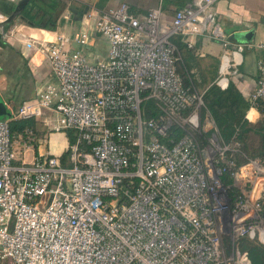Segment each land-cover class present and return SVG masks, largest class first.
Returning a JSON list of instances; mask_svg holds the SVG:
<instances>
[{"label": "built area", "instance_id": "2783aa9c", "mask_svg": "<svg viewBox=\"0 0 264 264\" xmlns=\"http://www.w3.org/2000/svg\"><path fill=\"white\" fill-rule=\"evenodd\" d=\"M215 1L191 0L170 18L161 4L144 15L125 1L91 6L83 31L44 40L52 78L0 118V264L250 263L237 239L264 245V181L252 196L264 166L249 158L238 168L233 159L221 164L227 152L245 155L202 114L201 94L183 85L171 39L184 34L189 46L198 34L218 40L213 83L227 88L240 74L245 48L264 52V41L227 38ZM97 35L107 53L90 59L84 48ZM256 69L248 97L255 108L264 101V55ZM150 101L155 115L145 114ZM46 110L55 115L50 130L75 133L69 165L58 155L26 162L34 138L10 130L12 119L39 118ZM226 170L242 194L228 195L220 179Z\"/></svg>", "mask_w": 264, "mask_h": 264}, {"label": "crops", "instance_id": "0c3cea01", "mask_svg": "<svg viewBox=\"0 0 264 264\" xmlns=\"http://www.w3.org/2000/svg\"><path fill=\"white\" fill-rule=\"evenodd\" d=\"M121 1L127 2L130 11L136 15H144L150 7L161 4L164 14L170 18L177 8L191 0H59L57 5H50L46 0H32L27 6V16L18 12L12 19L9 17L16 1L0 0V95L6 109L13 110L24 100L33 98L52 78L43 49L45 39L57 34L81 32L86 27L89 7L106 8ZM213 9L220 30L230 40L246 44L264 41V0H216ZM245 33H250L249 37H245ZM193 46L189 53L188 71L194 73L196 81L208 79L213 71L216 77L222 51L220 42L198 34L193 38ZM107 49L105 38L97 35L84 52L90 59H95L104 57ZM263 55V50L259 48L246 47L240 74L231 79L246 100L255 84L256 62ZM54 116L52 111L46 110L44 115L34 118L39 134L35 138L36 146L31 144L23 154L26 162L33 161L37 156L61 157L67 151L69 141L64 133L48 135ZM245 116L255 122L260 113L250 106ZM20 158L18 155L17 161Z\"/></svg>", "mask_w": 264, "mask_h": 264}, {"label": "trees", "instance_id": "16d2710c", "mask_svg": "<svg viewBox=\"0 0 264 264\" xmlns=\"http://www.w3.org/2000/svg\"><path fill=\"white\" fill-rule=\"evenodd\" d=\"M50 5H57L59 0H46ZM32 0H29L23 8L19 11L24 16L28 15L27 6L30 5ZM31 21V20H30ZM33 23V22H31ZM37 24V23H36ZM172 41L177 47L178 53L182 61H178L176 68L180 76L182 77V83L184 86H189L201 94L204 107L202 114H207L213 120L214 125L218 131L221 139L226 143L236 144L237 147L244 153L245 157L239 153L227 152L222 160L221 164L226 166L229 159H233L236 168L244 165L247 159H255L261 165L264 166V101L262 105L257 107L260 113V118L255 121H249L246 118V111L250 107L249 101L246 100L240 91L236 88L235 84L230 81L229 85L225 89H220L213 83L215 77V71L211 72L208 79H202V81H196L194 79V73L189 70V53L193 50V45L189 46L188 37L182 34H175L172 36ZM205 81V82H204ZM149 110L146 111V115L157 114V109L152 106L151 101L147 103ZM35 119H12L10 121V130L13 134H30L34 140L32 144L36 146L35 138L39 134L35 129ZM175 137L181 135L179 128L174 126L172 128ZM69 136V143L73 142L75 133L72 129H67ZM257 135L259 138L258 145L254 148L249 146L250 135ZM66 151L60 158L64 164H67ZM232 170L223 171L220 175V179L224 185H227V192L230 197H234L237 194H242L241 190L234 185V178L231 175ZM261 214L264 215V197L261 199ZM238 248L241 251H246L250 260L249 264H264V245L258 242L256 239H250L246 236L239 237L237 239Z\"/></svg>", "mask_w": 264, "mask_h": 264}, {"label": "rangeland", "instance_id": "374dc122", "mask_svg": "<svg viewBox=\"0 0 264 264\" xmlns=\"http://www.w3.org/2000/svg\"><path fill=\"white\" fill-rule=\"evenodd\" d=\"M95 50V49H94ZM249 101V100H248ZM249 105H250V103H249ZM260 118V117H259ZM56 132H59V133H64V135L67 137V139H68V141H69V136H68V133H67V130H61V131H53V130H50L49 129V133H48V135H50L51 133H56ZM258 142H259V138H258V136L257 135H255V134H253V135H250V137H249V146H250V148H254V147H256L257 145H258ZM262 176H264V173H261V177H259V179H257L256 180V183L254 184V190L252 191V196L253 197H256V192H257V190L258 189H260V187H261V182L262 181H264L263 180V178H262ZM252 186H253V184H251V183H249L248 184V186H247V189H249L250 191L252 190ZM254 191H256V192H254ZM262 195H263V197H264V191L262 192ZM223 239H224V243H225V247H226V252L227 253H229V250H230V245H229V247H228V249H227V241H229L228 242V244H230V240H229V236H228V234H223ZM231 251V250H230Z\"/></svg>", "mask_w": 264, "mask_h": 264}, {"label": "water", "instance_id": "95a60500", "mask_svg": "<svg viewBox=\"0 0 264 264\" xmlns=\"http://www.w3.org/2000/svg\"><path fill=\"white\" fill-rule=\"evenodd\" d=\"M28 1L29 0H17L15 2L14 9H13L9 19H12L13 16H15V14H17ZM249 35H250V33H245V37H249ZM3 116H9V112L6 109L4 100L2 99V97L0 95V118H2Z\"/></svg>", "mask_w": 264, "mask_h": 264}]
</instances>
